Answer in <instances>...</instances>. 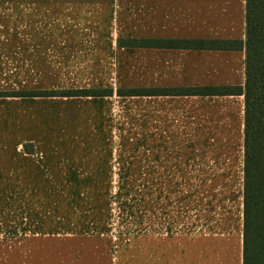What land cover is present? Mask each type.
<instances>
[{"label": "crops", "instance_id": "1", "mask_svg": "<svg viewBox=\"0 0 264 264\" xmlns=\"http://www.w3.org/2000/svg\"><path fill=\"white\" fill-rule=\"evenodd\" d=\"M246 4L0 0V187L9 200L42 186L137 185L142 264H243V94L13 92L244 88L245 49L119 42H245Z\"/></svg>", "mask_w": 264, "mask_h": 264}, {"label": "rangeland", "instance_id": "2", "mask_svg": "<svg viewBox=\"0 0 264 264\" xmlns=\"http://www.w3.org/2000/svg\"><path fill=\"white\" fill-rule=\"evenodd\" d=\"M139 188L42 186L13 201L0 187V264H142Z\"/></svg>", "mask_w": 264, "mask_h": 264}, {"label": "trees", "instance_id": "3", "mask_svg": "<svg viewBox=\"0 0 264 264\" xmlns=\"http://www.w3.org/2000/svg\"><path fill=\"white\" fill-rule=\"evenodd\" d=\"M246 41L149 40L120 41V45L245 49L246 83L242 87L181 88H81L59 91L13 92L22 95L122 96L243 94L244 137V237L243 264H264V0H246Z\"/></svg>", "mask_w": 264, "mask_h": 264}]
</instances>
